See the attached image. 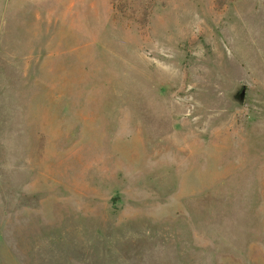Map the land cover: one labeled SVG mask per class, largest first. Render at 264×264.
<instances>
[{"label":"rangeland","instance_id":"1","mask_svg":"<svg viewBox=\"0 0 264 264\" xmlns=\"http://www.w3.org/2000/svg\"><path fill=\"white\" fill-rule=\"evenodd\" d=\"M0 264H264V0H0Z\"/></svg>","mask_w":264,"mask_h":264},{"label":"water","instance_id":"2","mask_svg":"<svg viewBox=\"0 0 264 264\" xmlns=\"http://www.w3.org/2000/svg\"><path fill=\"white\" fill-rule=\"evenodd\" d=\"M243 96V95H242Z\"/></svg>","mask_w":264,"mask_h":264}]
</instances>
